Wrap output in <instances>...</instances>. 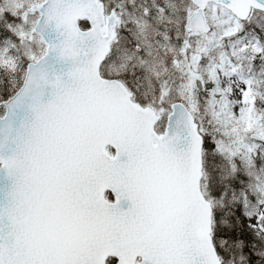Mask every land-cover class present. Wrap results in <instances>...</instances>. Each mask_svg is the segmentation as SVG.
<instances>
[{"label": "water", "instance_id": "water-1", "mask_svg": "<svg viewBox=\"0 0 264 264\" xmlns=\"http://www.w3.org/2000/svg\"><path fill=\"white\" fill-rule=\"evenodd\" d=\"M192 1L237 16L264 8ZM37 11L46 53L0 118V264H219L189 113L174 108L159 136L150 110L100 78L113 23L104 26L97 0H47Z\"/></svg>", "mask_w": 264, "mask_h": 264}, {"label": "rangeland", "instance_id": "rangeland-1", "mask_svg": "<svg viewBox=\"0 0 264 264\" xmlns=\"http://www.w3.org/2000/svg\"><path fill=\"white\" fill-rule=\"evenodd\" d=\"M42 2L0 0V15L4 12L13 15V23L17 24L14 31L31 62L37 61L45 50L33 30L38 15L30 11L32 6ZM150 11L151 6L148 11L144 9L141 19L122 15L119 22L121 46L106 65V71L111 77L125 78L141 93V101L159 114L166 116L170 105L179 101L196 115L200 132L210 137L225 162L224 170L239 171L250 178L247 191L240 190V211L250 227L262 232L259 225L264 224V144L253 141L251 136L264 137V113L258 106H252L246 83L231 74V65L227 63L229 55L235 58L237 50L247 46L246 42L228 39L236 29V21L222 8L213 10L209 13L215 28L213 36L189 41L181 47L179 44L188 41H177L184 37L183 32L170 34L174 30L173 21L161 15L149 18ZM153 18L156 21H152ZM186 46L191 47L190 60L182 53ZM3 48L7 45L1 43L0 49ZM243 67L247 71L255 69L250 63ZM169 74L172 77H168ZM207 182L203 180L202 187L208 201L218 211L226 200L212 197L209 189L215 185L209 187Z\"/></svg>", "mask_w": 264, "mask_h": 264}, {"label": "trees", "instance_id": "trees-1", "mask_svg": "<svg viewBox=\"0 0 264 264\" xmlns=\"http://www.w3.org/2000/svg\"><path fill=\"white\" fill-rule=\"evenodd\" d=\"M8 36L0 23V39ZM26 65L27 61L16 47L10 48L7 56L0 61V103L18 90ZM202 151L205 180L209 187L215 185L209 189L210 194L217 200H226L221 209L214 210L212 227L213 243L222 264H264V236L245 224L235 196L240 189L247 190L249 181L240 173L229 175L224 170L225 162L208 135L203 136Z\"/></svg>", "mask_w": 264, "mask_h": 264}, {"label": "flooded vegetation", "instance_id": "flooded-vegetation-1", "mask_svg": "<svg viewBox=\"0 0 264 264\" xmlns=\"http://www.w3.org/2000/svg\"><path fill=\"white\" fill-rule=\"evenodd\" d=\"M181 15L186 18L188 11L181 13ZM256 17L240 23L239 34L244 42L247 43V46L244 47L237 59L238 64L242 66H247L249 63L255 66V69L250 70L249 77L251 81L264 82V29L261 28V24L264 23V15L257 14ZM250 53H254V55L252 56ZM250 57L253 58L250 60Z\"/></svg>", "mask_w": 264, "mask_h": 264}]
</instances>
